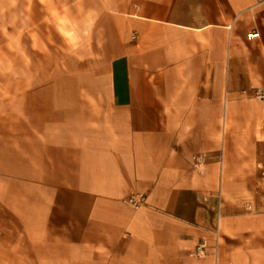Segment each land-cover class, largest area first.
<instances>
[{"label":"crops","instance_id":"obj_1","mask_svg":"<svg viewBox=\"0 0 264 264\" xmlns=\"http://www.w3.org/2000/svg\"><path fill=\"white\" fill-rule=\"evenodd\" d=\"M25 1L64 55L0 74V264H264V0Z\"/></svg>","mask_w":264,"mask_h":264},{"label":"rangeland","instance_id":"obj_2","mask_svg":"<svg viewBox=\"0 0 264 264\" xmlns=\"http://www.w3.org/2000/svg\"><path fill=\"white\" fill-rule=\"evenodd\" d=\"M59 10L60 4L50 1L0 0V74L6 80L14 64L28 72L30 60L39 63L46 55L55 65L64 55Z\"/></svg>","mask_w":264,"mask_h":264},{"label":"built area","instance_id":"obj_3","mask_svg":"<svg viewBox=\"0 0 264 264\" xmlns=\"http://www.w3.org/2000/svg\"><path fill=\"white\" fill-rule=\"evenodd\" d=\"M258 33H250V34H248L247 35V38L248 39H254V38H258ZM256 97L258 98V99H264V91H262V92H260V93H257L256 94ZM198 163H200V158L199 157H197L196 159H195ZM129 202L134 206V207H137L138 206V204L140 203L139 201H136L134 198H131V199H129ZM217 218H218V216H217ZM217 232V229H215V233ZM206 244H205V242H202V243H200L199 245H197L196 247H195V249H194V251L192 252V255L191 256H193V257H196V258H201V257H204L205 256V254H206Z\"/></svg>","mask_w":264,"mask_h":264}]
</instances>
